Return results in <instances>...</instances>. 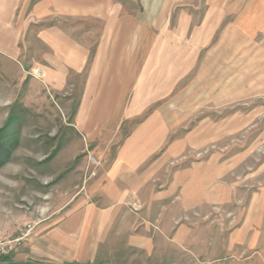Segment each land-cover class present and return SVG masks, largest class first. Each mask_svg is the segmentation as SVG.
<instances>
[{
    "label": "rangeland",
    "instance_id": "rangeland-1",
    "mask_svg": "<svg viewBox=\"0 0 264 264\" xmlns=\"http://www.w3.org/2000/svg\"><path fill=\"white\" fill-rule=\"evenodd\" d=\"M41 1L0 0V241L16 246L6 262L53 264L28 255L35 239L74 212L69 202L79 188L76 172L85 176L94 171V180L80 192L85 190L86 202L101 206L109 195L94 187L103 174L100 159L109 160L117 152L139 154L141 143L157 146L150 160L160 176L159 201L172 208L165 217L182 216L183 207L191 221L199 220L188 245L191 252L207 250L213 239L219 242L218 251L206 258L218 257L229 231L236 228L235 199L244 208L250 194L264 186V0H93L97 16L76 19L74 25L94 28V38L100 27L120 21L147 28L142 72L128 98L119 136L111 139L105 131L107 137L93 141L72 125L82 76L76 91L53 94L45 87L42 69L28 67V59L41 54L35 24L39 17L33 16ZM102 3L110 6L109 17L96 12ZM12 59L19 72L10 76L4 62ZM115 123L114 118L107 126ZM83 159L87 162L79 168ZM210 219L216 224L204 229ZM116 227L104 243L94 244L95 258L87 264H134L132 256L125 257L124 250L132 249L122 238L124 229L122 233ZM154 228L164 233L166 226L160 222ZM145 243L142 238L136 250H144ZM161 243L158 239L157 246ZM160 248L167 251L168 264L193 262L192 256L180 254L183 246ZM118 251L122 256L117 257ZM148 257L138 264L163 261Z\"/></svg>",
    "mask_w": 264,
    "mask_h": 264
},
{
    "label": "crops",
    "instance_id": "crops-1",
    "mask_svg": "<svg viewBox=\"0 0 264 264\" xmlns=\"http://www.w3.org/2000/svg\"><path fill=\"white\" fill-rule=\"evenodd\" d=\"M107 6L109 5L105 3L99 4L96 12L109 17L111 10L107 12ZM94 8L93 0L39 2L35 10L33 9V16L39 17V22L35 24L40 27V30L37 27V37L39 44L41 43V54L39 57L28 59L27 62L28 67L37 66L42 69L45 87L53 94L61 95L67 90L76 91L77 77L82 76L81 102L72 125L86 141L99 140L101 136L107 137L105 131H108L111 139L119 136L117 131L127 113L128 98L142 72L141 50L147 45L143 38L147 28L142 25L127 26L120 21L114 25L100 27V32H96L98 37L95 38L94 28L81 27L83 24L74 25L76 19L79 22L97 16ZM66 22H69V25ZM4 63L8 66L7 75L13 76L19 72L13 59ZM65 93L70 95L69 91ZM114 118L115 126L109 128L108 122L111 123ZM140 145L144 149L139 154L117 152L111 155L109 160L102 155L103 159L100 160L101 167L104 168L103 174L100 183L96 180L94 187L100 188L96 192L108 194L109 200L104 197L105 201L101 206H92L82 195L88 183L94 180V171L85 176L82 172L75 171L79 188L73 200L69 202L74 212L66 221L56 224L49 234L32 242L28 255L30 259L53 264H87L95 258V246L99 242L104 243L108 232L113 226H117L122 233L124 229L122 238L127 247L132 249L124 250L127 252L125 257L132 256L134 264H138L146 254L149 259L155 258L158 261L162 258L161 264H168V255L165 253L167 251L163 252L160 247L173 248L175 245L183 246L184 250L180 251L183 257L189 259L192 256L191 264H264V186L250 194L244 208L235 204L237 198L235 199L232 206L235 209L236 228L229 231L223 253L216 258L211 257V260L206 256H212L214 251L217 253L219 242L215 243L211 239L206 243L209 248L198 252H191V247L188 246L192 240L193 226L199 220L191 221L183 207L180 209L182 216L165 217L172 208L170 204L164 205L159 201L157 182L160 176L157 174L155 160H150L151 156H155L157 146L155 144L152 147L146 143ZM130 150L136 151H124ZM96 160L100 162L97 158ZM81 162L79 168L84 167L87 160L83 159ZM84 188L85 190L80 192ZM81 196H84L83 200H79ZM79 202L86 203L78 206ZM147 210L151 211V219L147 217ZM158 214L162 215L160 219L157 218ZM159 220L166 226L164 233L154 228L160 224ZM206 220L200 219L202 222ZM216 222L215 219L208 220L204 229L214 227ZM92 225L93 236H90ZM142 238L146 242L145 249L136 250L140 249ZM158 239L162 242L160 247L157 246ZM204 244L205 242L200 243V248ZM168 251L173 252L172 249ZM108 254L109 257L114 255L112 252ZM119 255L122 256V252L118 251L117 257Z\"/></svg>",
    "mask_w": 264,
    "mask_h": 264
},
{
    "label": "built area",
    "instance_id": "built-area-1",
    "mask_svg": "<svg viewBox=\"0 0 264 264\" xmlns=\"http://www.w3.org/2000/svg\"><path fill=\"white\" fill-rule=\"evenodd\" d=\"M93 162H95V159H91ZM30 228L28 229V232H29ZM16 243H18L19 241L16 240L15 241ZM14 242V244H15ZM15 245H13L12 243L10 242H2L0 241V255H4V256H7L9 255L11 252H13L15 250Z\"/></svg>",
    "mask_w": 264,
    "mask_h": 264
},
{
    "label": "trees",
    "instance_id": "trees-1",
    "mask_svg": "<svg viewBox=\"0 0 264 264\" xmlns=\"http://www.w3.org/2000/svg\"><path fill=\"white\" fill-rule=\"evenodd\" d=\"M9 257H8V255L7 256H5V257H2L1 259H3V264H14V263H8V262H6V261H8L9 259H8ZM0 259V260H1ZM1 262H2V260H1Z\"/></svg>",
    "mask_w": 264,
    "mask_h": 264
}]
</instances>
